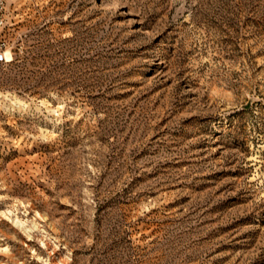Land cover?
<instances>
[{
  "label": "rangeland",
  "instance_id": "1",
  "mask_svg": "<svg viewBox=\"0 0 264 264\" xmlns=\"http://www.w3.org/2000/svg\"><path fill=\"white\" fill-rule=\"evenodd\" d=\"M0 264H264V0H7Z\"/></svg>",
  "mask_w": 264,
  "mask_h": 264
},
{
  "label": "built area",
  "instance_id": "2",
  "mask_svg": "<svg viewBox=\"0 0 264 264\" xmlns=\"http://www.w3.org/2000/svg\"><path fill=\"white\" fill-rule=\"evenodd\" d=\"M6 2L7 0H0V63H4L7 61L6 54L8 52L3 30L5 26L4 12Z\"/></svg>",
  "mask_w": 264,
  "mask_h": 264
}]
</instances>
